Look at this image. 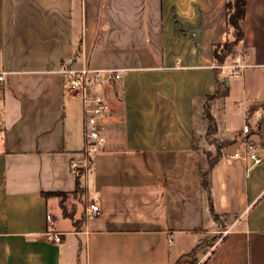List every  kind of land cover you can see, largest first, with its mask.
<instances>
[{
    "label": "crops",
    "instance_id": "obj_1",
    "mask_svg": "<svg viewBox=\"0 0 264 264\" xmlns=\"http://www.w3.org/2000/svg\"><path fill=\"white\" fill-rule=\"evenodd\" d=\"M226 2L0 0V264H175L213 236L199 263L264 264V0H247L244 39L219 66ZM65 59L124 70L105 87V140L83 192L71 166L83 114ZM218 68L229 95L209 102L213 137L242 149L247 139L262 162L224 152L211 173L216 220L202 166L216 153L205 109ZM50 192L67 195L65 211Z\"/></svg>",
    "mask_w": 264,
    "mask_h": 264
},
{
    "label": "built area",
    "instance_id": "obj_2",
    "mask_svg": "<svg viewBox=\"0 0 264 264\" xmlns=\"http://www.w3.org/2000/svg\"><path fill=\"white\" fill-rule=\"evenodd\" d=\"M242 67L235 66L233 73L239 74ZM123 72L124 70L121 69L76 67L74 59H65L62 63L61 73L65 78L67 89L80 102L83 114L85 144L81 152V158L71 163L75 172L89 167L91 158L99 151L101 144L105 140L106 117L111 109V101L105 87L119 81L123 76ZM6 74V72H0V85L5 83ZM244 133L246 135L250 133L248 125L244 126ZM244 142L243 149L239 146L232 157H246L252 165L260 164L262 158L257 150L247 139ZM89 212L97 214L99 206L92 205ZM47 220L52 223V216L48 215ZM47 237L55 242L61 240L60 234L53 229L47 231Z\"/></svg>",
    "mask_w": 264,
    "mask_h": 264
},
{
    "label": "trees",
    "instance_id": "obj_3",
    "mask_svg": "<svg viewBox=\"0 0 264 264\" xmlns=\"http://www.w3.org/2000/svg\"><path fill=\"white\" fill-rule=\"evenodd\" d=\"M247 9V0H227L226 2V15H227V27L228 34L230 35L229 40L224 44L217 46L214 49V58L217 65H223L226 62V59L235 53L237 46L244 39L245 30H244V20ZM221 70L218 68L215 70V93L214 95L208 97L205 109V118L208 123L207 136H214L216 133V122L209 111V102L210 100H214L216 98L225 99L229 95V86L227 79L221 76ZM216 145V153L213 154L211 152L207 153V166H202V184L204 189L207 192L210 209L213 213L216 220H219V216L214 213L213 205H212V179L211 173L214 166L217 164L219 159L224 155V151L227 146L231 145H222L217 139L214 138L212 141ZM77 192H83L82 187V177L84 174L83 170H79L77 173ZM44 196H60L62 197L61 206L63 210L65 197L67 196L65 193H44ZM65 215L67 213L65 212ZM219 236H213L208 238L197 246L191 253L182 256L175 264H203L199 263L197 258V254L204 248L213 246L215 242L218 240Z\"/></svg>",
    "mask_w": 264,
    "mask_h": 264
},
{
    "label": "water",
    "instance_id": "obj_4",
    "mask_svg": "<svg viewBox=\"0 0 264 264\" xmlns=\"http://www.w3.org/2000/svg\"><path fill=\"white\" fill-rule=\"evenodd\" d=\"M253 106L255 107H259V106H262V103H254ZM241 145V142H238L230 147H228L227 149H225V153L226 154H229V155H234L237 151V149L239 148V146Z\"/></svg>",
    "mask_w": 264,
    "mask_h": 264
},
{
    "label": "rangeland",
    "instance_id": "obj_5",
    "mask_svg": "<svg viewBox=\"0 0 264 264\" xmlns=\"http://www.w3.org/2000/svg\"><path fill=\"white\" fill-rule=\"evenodd\" d=\"M74 97V96H73ZM73 104H74V106L76 107V109H79L78 107H79V103H78V101H76L74 98H73ZM208 138H209V140L211 141V143H212V141L214 140V137L213 136H208ZM214 144V143H213ZM216 146V145H215ZM214 154V153H213Z\"/></svg>",
    "mask_w": 264,
    "mask_h": 264
}]
</instances>
